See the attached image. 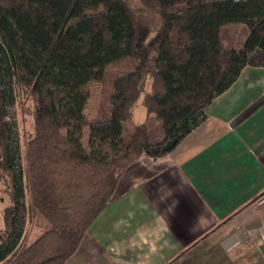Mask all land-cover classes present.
<instances>
[{
	"label": "trees",
	"instance_id": "1",
	"mask_svg": "<svg viewBox=\"0 0 264 264\" xmlns=\"http://www.w3.org/2000/svg\"><path fill=\"white\" fill-rule=\"evenodd\" d=\"M224 26L243 27L238 46L222 43ZM125 58L135 68L114 82L110 119L89 122L94 69ZM245 67L264 68V0H0L2 114L25 99L34 119L25 169L17 136L1 133L10 204L0 264H67L120 174L142 155L168 153ZM140 98L145 121L124 140ZM152 121L161 123L155 139ZM26 196L39 233L29 243L18 225Z\"/></svg>",
	"mask_w": 264,
	"mask_h": 264
},
{
	"label": "crops",
	"instance_id": "2",
	"mask_svg": "<svg viewBox=\"0 0 264 264\" xmlns=\"http://www.w3.org/2000/svg\"><path fill=\"white\" fill-rule=\"evenodd\" d=\"M205 113L120 174L67 264H264V68H243Z\"/></svg>",
	"mask_w": 264,
	"mask_h": 264
},
{
	"label": "rangeland",
	"instance_id": "3",
	"mask_svg": "<svg viewBox=\"0 0 264 264\" xmlns=\"http://www.w3.org/2000/svg\"><path fill=\"white\" fill-rule=\"evenodd\" d=\"M132 5H137L139 0H129ZM241 37L240 26H224L221 30L222 43L229 46H238ZM135 68L134 62L125 58L118 63L111 64L104 67H96L92 75L90 83V98L88 100V107L86 108V116L89 122L107 121L111 117L110 96L113 90L114 82L127 75ZM150 80L147 81L146 88H149ZM15 103L11 106L3 108L4 115L0 113V144L2 129L7 127L12 133V136H17L19 141V148L21 152V163L25 169V142L33 131V106L31 101L15 99ZM146 115L141 106V98L133 109L132 118L123 123L122 136L124 140H128L134 127L142 124L145 121ZM149 135L158 137L161 131V123L159 121H152L147 123ZM86 140V136H85ZM84 140V141H85ZM1 146V145H0ZM0 161H1V147H0ZM9 180L6 174L2 171L0 166V236L3 231L2 213L4 209L10 204L9 196ZM27 196L24 198L23 207L19 213V227L23 230V235L26 236V243H29L37 238L38 231L34 227V222L27 220L26 214Z\"/></svg>",
	"mask_w": 264,
	"mask_h": 264
},
{
	"label": "water",
	"instance_id": "4",
	"mask_svg": "<svg viewBox=\"0 0 264 264\" xmlns=\"http://www.w3.org/2000/svg\"><path fill=\"white\" fill-rule=\"evenodd\" d=\"M175 145H176V140H172L163 146L162 151L169 152L175 147Z\"/></svg>",
	"mask_w": 264,
	"mask_h": 264
},
{
	"label": "built area",
	"instance_id": "5",
	"mask_svg": "<svg viewBox=\"0 0 264 264\" xmlns=\"http://www.w3.org/2000/svg\"><path fill=\"white\" fill-rule=\"evenodd\" d=\"M258 200H259L261 203H264V191L259 195Z\"/></svg>",
	"mask_w": 264,
	"mask_h": 264
},
{
	"label": "flooded vegetation",
	"instance_id": "6",
	"mask_svg": "<svg viewBox=\"0 0 264 264\" xmlns=\"http://www.w3.org/2000/svg\"><path fill=\"white\" fill-rule=\"evenodd\" d=\"M2 112V106H1V94H0V113Z\"/></svg>",
	"mask_w": 264,
	"mask_h": 264
}]
</instances>
